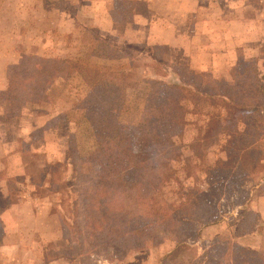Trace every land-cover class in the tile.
Returning a JSON list of instances; mask_svg holds the SVG:
<instances>
[{
    "label": "rangeland",
    "instance_id": "rangeland-1",
    "mask_svg": "<svg viewBox=\"0 0 264 264\" xmlns=\"http://www.w3.org/2000/svg\"><path fill=\"white\" fill-rule=\"evenodd\" d=\"M175 1L0 0V134L7 152L0 159V219L8 227L4 231L0 220V264H145L151 258L239 264L251 255L243 247L264 249V161L262 171L225 182L204 173V166L233 153L224 136L207 151L204 166L190 162L168 173L172 190L159 194L178 204L185 198L182 185L194 189L191 212L200 222L161 227L142 248L89 235L87 197L98 180L88 172L95 166L89 161L95 147L91 122L103 107L117 122V140L143 155L158 130L149 109L154 74H173L168 66L180 65L206 80H228L234 70L243 74L252 58L264 72V0H199V13L186 14L167 8ZM31 58L61 59L66 66L41 86L33 67L26 76L13 69L16 82L9 84V68L27 66ZM197 130L189 116L187 134ZM259 130L262 143L264 120ZM262 147L250 155L263 154ZM109 193L113 199L114 188ZM78 201L84 207L77 213ZM124 204L136 214L134 201ZM187 214L180 211L178 218ZM254 255L264 261L263 253Z\"/></svg>",
    "mask_w": 264,
    "mask_h": 264
},
{
    "label": "trees",
    "instance_id": "trees-1",
    "mask_svg": "<svg viewBox=\"0 0 264 264\" xmlns=\"http://www.w3.org/2000/svg\"><path fill=\"white\" fill-rule=\"evenodd\" d=\"M250 62L251 66L243 74L234 70L228 80L225 75L221 80H206L189 67L180 65L168 66L173 74L162 71L149 78L152 84L150 96L154 98V104L149 105L150 115L158 130L150 138V151L146 154L139 155L132 147L117 140V122L111 109L103 107L95 115L91 122L95 147L89 155V161L95 166L89 165L88 172L98 180L93 183L96 190L93 196L87 197L89 204L86 205L92 213L88 220L91 238L124 239L142 248L161 227L178 226L184 221L192 225L195 220L200 222L201 217H193L191 212L196 207L194 199L197 198L194 197L197 192L194 189L182 185L180 190L185 198L178 204L161 200L159 194L171 192L168 183L173 178L167 174H174L180 164L184 167L200 161L198 166H204L205 154L220 143L222 136L227 138L233 153L226 160L219 159L214 167L204 166V173L215 174L225 182L231 177L250 175L256 168L262 171L264 153L250 155V151L258 145L264 148V142L259 141L262 138L259 126L264 120V72L258 71L257 58ZM161 65L152 66L160 70ZM64 66L66 63L61 59L31 58L27 66L26 62L11 66L7 78L9 84L15 83L16 79L11 75L13 69H22L26 76L31 75L33 67L36 84L48 85L63 73ZM186 70L190 76H183L182 71ZM189 116L196 119L198 125L195 135L186 132ZM252 164L253 170L249 168ZM212 169L217 172H210ZM150 177L148 183L146 179ZM151 183L152 187L148 185ZM110 188H114L113 199L109 196ZM126 201L136 203V214L127 213ZM80 204V201L75 202L77 213L83 211L84 206ZM180 211H189V214L178 218ZM210 223H217V220L211 219Z\"/></svg>",
    "mask_w": 264,
    "mask_h": 264
},
{
    "label": "crops",
    "instance_id": "crops-1",
    "mask_svg": "<svg viewBox=\"0 0 264 264\" xmlns=\"http://www.w3.org/2000/svg\"><path fill=\"white\" fill-rule=\"evenodd\" d=\"M170 0H167V2H169ZM169 7H171V9H173L174 7H176V9L178 10V12H181L182 14H186L187 13H199L200 9H201V3L199 0H177L175 2H173L170 6V4L168 3V6L167 8L169 9ZM206 22V21H205ZM220 22V21H218ZM198 23H202L201 22V19L199 20ZM198 29V25H197V28L196 30ZM167 32V31H166ZM199 32V31H198ZM206 33V32H204ZM168 37H166L165 39H167ZM161 43L162 44H170L169 41H165V40H161ZM215 55V54H214ZM1 117V116H0ZM0 159L3 158L7 152L4 151L3 147H2V144L4 142L3 140V135L2 133L0 134ZM3 213L4 211L0 210V217L3 218ZM264 215V214H262ZM1 221H3L2 219H0ZM3 224L4 226H2V229L5 231L7 230V225L4 223L3 221ZM213 225L217 226V223H213ZM249 248L247 247H243L245 250H247V253H251V255H245L244 257L241 258V261L239 264H264V261H259L258 259L255 258V253L259 254L260 253H263V257H264V249H261V250H258L259 247H250L248 246ZM171 251H169L170 253ZM246 253V252H245ZM253 255V256H252ZM154 259H148L147 260V263L145 264H166V260L165 258L161 259L160 261L159 260H155V263L153 261ZM135 261H138L135 259ZM165 262V263H164ZM137 262H133V264H136ZM132 264V263H130ZM194 264H201L200 262H195ZM228 264H237V263H228Z\"/></svg>",
    "mask_w": 264,
    "mask_h": 264
}]
</instances>
